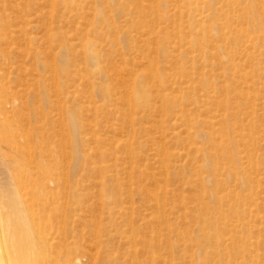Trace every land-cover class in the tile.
<instances>
[{"label":"rangeland","instance_id":"obj_1","mask_svg":"<svg viewBox=\"0 0 264 264\" xmlns=\"http://www.w3.org/2000/svg\"><path fill=\"white\" fill-rule=\"evenodd\" d=\"M0 75L68 130L84 264H264V0H0Z\"/></svg>","mask_w":264,"mask_h":264},{"label":"bare ground","instance_id":"obj_2","mask_svg":"<svg viewBox=\"0 0 264 264\" xmlns=\"http://www.w3.org/2000/svg\"><path fill=\"white\" fill-rule=\"evenodd\" d=\"M69 133L0 75V264H84L83 193Z\"/></svg>","mask_w":264,"mask_h":264}]
</instances>
